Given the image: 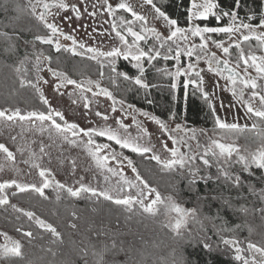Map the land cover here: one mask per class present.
Instances as JSON below:
<instances>
[{"label":"snow or ice","instance_id":"obj_1","mask_svg":"<svg viewBox=\"0 0 264 264\" xmlns=\"http://www.w3.org/2000/svg\"><path fill=\"white\" fill-rule=\"evenodd\" d=\"M144 5L150 6L152 21L156 23L150 22L148 16L138 11L130 0H115V3L110 0H27L25 5L15 4L13 11L17 15L13 20L18 21L21 14H24L32 17L36 23L18 31L13 28L12 33L0 30V64L11 70L16 77L15 84L18 85L6 95L5 106H0V132L19 129L16 135L9 136L16 145L15 151L6 143L0 142V172H20L19 162H22L29 166V172L23 174L30 175L35 170L39 179L36 182H23L16 178L0 181V208L5 211L11 209L17 214V220L21 219V215L26 217L49 234L50 243L56 245L63 243V234L58 228L37 216L34 211L11 203L10 195L15 197L18 193L31 192L47 200L45 190L52 189L56 193L57 203L61 201L62 193L71 198L93 202L103 200L119 207L126 214V221L137 214L156 216L160 211L159 206H163L164 214L170 217L164 226L171 228L180 239L203 243L211 251L212 244L208 242L210 237L207 236L210 227L220 237L222 244L234 246L235 259L241 264H264V246L247 242L245 249L240 246L237 238L224 237V233L244 227H248L250 234L254 229L247 221L230 227L229 221L222 214L223 209L227 208L233 214H242L245 217L258 215L264 223V187L257 189L251 179L245 180L241 175L247 173L249 177H255L264 184V54H257L258 50L264 53V15H261L258 24H254L251 21L256 20L255 14L247 16L248 22H245L240 19L237 11H225L219 0H191L187 16L190 24L180 26L177 19L158 6L157 0H143L140 7ZM240 6V0H235V7ZM63 13L67 15L62 17ZM126 14H130V18ZM104 15L112 17L111 20H104L109 25L108 28L89 25L91 32H84L90 40L99 38V44H89L83 38H78L73 34L77 31L75 28L65 31L59 19L62 17L70 23L84 18L100 21ZM209 18L220 23L209 26L197 22L207 21ZM225 18L227 23H224ZM160 22L162 27L157 26ZM8 26L11 25H6ZM80 27L84 28V25L81 24ZM23 32L32 33V39H25L20 34ZM214 34L217 38H214ZM61 38L70 41V44H62ZM193 38H199V43L194 42ZM253 40L256 42L255 46L251 43ZM37 43L49 46L48 54H45L43 48L37 49ZM210 45L221 54L212 51ZM22 46L25 50L21 55ZM65 54L95 62L99 78H73L59 67ZM183 56L188 58L186 64L182 61ZM120 58L131 63L136 70L135 75L118 69L117 61ZM159 60L175 61V72H170L167 68H156L157 72L176 80L175 83H170V89L188 88L192 85L193 95L199 94L208 104L214 122L211 130L213 135H208L207 129L191 128L185 123L176 122L173 127L170 121L178 119L175 112L170 113L168 120H164L126 103L123 98H117L111 90L114 88L119 91L124 82L143 89L145 93L152 87H158L148 82L145 73L149 67H155L153 62ZM201 61L207 64L209 72L225 81L220 86L221 89L230 92L235 97V102L244 107L247 116L255 119L251 128L247 124L228 122L217 112L216 103L213 102L216 93L205 89L204 76L201 75L203 69L199 68ZM251 69H254L255 75ZM44 72L50 75L51 81L42 75ZM181 77H187V80L181 81ZM103 80H107L111 88L102 86ZM49 83L59 95H67L72 105L100 117L98 126L81 127L76 122H69L64 112L54 107L45 95L42 85ZM69 86L71 91H65ZM21 89L31 90L42 110L37 108L22 111L18 106L11 105L9 101ZM126 90L130 91L131 88ZM100 97L110 102L105 110L97 108L101 104ZM148 103L152 101L149 100ZM233 106L228 105L229 108ZM220 107H225L222 101ZM118 111L132 116L136 126L135 135L129 132L130 125L123 118L112 115ZM137 116L154 122L158 126L156 131L150 132L145 127V121L138 120ZM110 119L113 123H108ZM217 132L220 133V139L216 138ZM157 133L166 139L159 140ZM245 133L259 141L255 149L235 143V139ZM45 136L47 142L43 139ZM97 137H104L121 149H128L141 157L150 154L149 159L155 161L161 171L175 172L181 178L187 179L190 187H194L197 181H204L205 184L219 182L228 186L229 190H234L235 195L217 192L215 195L201 196L198 198L200 203L197 208H184L173 196L163 198L155 188L149 187L133 159L118 152L110 143H97ZM201 139L205 140L204 144ZM169 141L175 147H171ZM193 141L195 145L191 143ZM67 148H81L85 151L88 163L84 166V171L102 175L103 186L94 182L95 176L91 182L80 176L75 185L62 183L55 178L50 166L53 160L58 166H62L65 160L70 161L71 173L76 175L78 157L53 156V149L62 153ZM182 148L187 151H182ZM18 156L21 157L19 162ZM113 162L116 166H113ZM125 164L135 173L134 177L129 178L126 175ZM213 168L215 173L212 172ZM255 170H261L259 176ZM113 178L116 179L113 181ZM245 187L257 198L260 206H248L243 191ZM153 195L155 198L150 199ZM208 199L221 203V208L216 210L215 215L203 212V202ZM71 215L76 218L75 212ZM190 221L198 225V228L194 233L185 236ZM70 227L76 229L77 224L72 223ZM23 234L25 238H34L32 231H25ZM96 234L104 239L99 243L89 241L77 249L84 264H149V258L153 254L147 249H137L131 243L126 245L125 241L119 239L122 235L119 231L101 226L96 229ZM23 247L20 241L0 245V260L7 261L17 257L24 259ZM47 250L53 256L56 255L52 248ZM245 251L251 255H244ZM121 256L124 257L123 260L119 259ZM169 256L170 259L163 264H187L183 253L177 254L176 249H172ZM63 264L72 262L66 260Z\"/></svg>","mask_w":264,"mask_h":264},{"label":"trees","instance_id":"obj_2","mask_svg":"<svg viewBox=\"0 0 264 264\" xmlns=\"http://www.w3.org/2000/svg\"><path fill=\"white\" fill-rule=\"evenodd\" d=\"M16 3L25 5L23 0H0V30L9 33L13 32V28L17 31L20 28L31 27L36 22L28 16L21 14L18 21L12 18L17 15L13 8ZM158 6L162 7L172 18L178 20L180 26H188L187 16L190 8L191 0H157ZM220 6L225 10L237 11L240 19L248 22L246 17L252 14L256 15V20L251 21L258 24L261 15L264 12V0H240V7H235V0H219ZM7 8V11H5ZM202 25L216 26L218 23L214 18L207 21H200ZM224 23H227L225 18ZM6 25H11L6 27ZM25 39H32V33H20ZM214 37L215 34H214ZM255 46V41L251 42ZM49 50V46L40 45ZM21 55L23 48H20ZM54 52V49H52ZM48 53V52H47ZM257 54H262L259 50ZM11 62V61H9ZM155 67H149L145 73L149 83L156 84L158 87H152L145 93L143 89L137 86L128 85L126 82L121 84V89L117 91L111 88L107 80L102 81V85L111 88L117 98H123L126 103L133 104L136 108L150 112L159 116L164 120L169 119V115L175 112L177 121L186 122L191 128H204L212 130L214 127L213 119L210 115L208 104L200 98L199 94L193 95L191 86L188 90L183 87L170 89V83H174V79L168 75H164L156 71V68H167L169 71L174 68V61L159 60L153 62ZM59 67L68 72L75 79L91 78L96 80L99 78L98 66L95 62L81 59L80 57H72L65 54L63 62ZM147 67V65H146ZM118 69L126 71L129 75H135L136 70L131 63L120 59ZM16 77L11 70L0 64V106H5V97L11 89L18 85L15 84ZM181 81H184L181 79ZM131 88L130 91L126 90ZM151 100L152 103H148ZM9 103L18 106L22 110H33L41 108L40 102L29 89L19 90V94L13 97ZM42 110V108H41ZM264 126V125H262ZM219 133V132H217ZM241 144L255 149L259 143L251 134H241L237 139ZM149 155L141 157L134 155L133 160L138 168L142 178L146 180L151 187H156L160 192L174 195L180 203L190 208H197L198 198L201 196L215 195L217 192H224L226 195H235L234 190H229L228 186L219 182H209L205 184L203 181L196 183L194 187H190L188 180L180 178L175 172L161 171V167L156 162L150 160ZM261 170H255L256 175H260ZM147 172V173H146ZM245 180L251 179L257 189L264 187L255 177H249L247 173H243ZM14 190V189H13ZM9 190V191H13ZM247 197L248 206H260L259 201L251 195L247 188L243 189ZM55 194L50 193L48 199L45 200L35 193H18L15 197L9 196L11 203L25 210H31L42 219L52 223L63 234V243L53 245L50 243L51 237L43 229L28 221L26 217L21 215V219L17 220L16 213L11 209L5 211L0 208V230L11 236L17 241L22 242L25 247L24 259L12 258L1 264H63L64 261L70 260L72 264H84L79 257L77 249L83 247L91 241L99 243L103 237H97L96 229L106 226L113 231H119L122 235L119 239L125 241V244H133L137 249H147L153 255L149 258V264H163L165 260L170 259L169 254L172 249L177 250V254L183 253L187 264H241L235 259V256L220 242V237L209 227L207 236L210 237L209 243L212 244V250L205 248L203 243H192L180 239L168 227L155 221L137 214L131 220H125V213L117 206L110 202L101 200L93 202L87 199H68L63 198L60 202H56ZM239 203V202H238ZM221 208L220 201L208 199L203 202V212L209 215H215L216 210ZM95 209V210H94ZM76 213L74 218L71 213ZM222 214L229 221V226L236 224H247L254 231L250 234L248 227H244L234 232L224 233L226 239L237 238L240 241L252 240V236L262 235L264 238V223L261 222L259 216H243L242 214H233L229 209L224 208ZM72 223L77 224V228L70 227ZM18 229H20L18 231ZM32 231L34 238H25L24 232ZM188 234H185L187 236ZM159 247H156V246ZM52 248L55 256L47 249ZM119 259L123 260L121 256Z\"/></svg>","mask_w":264,"mask_h":264},{"label":"rangeland","instance_id":"obj_3","mask_svg":"<svg viewBox=\"0 0 264 264\" xmlns=\"http://www.w3.org/2000/svg\"><path fill=\"white\" fill-rule=\"evenodd\" d=\"M23 2L26 4L27 0H23ZM110 2L115 3V0H110ZM130 2L133 4L134 7L137 8L138 11H141L143 14H146L148 16L150 22L156 23L155 21H152V13L150 11V6L144 5L142 8L140 7V5L143 4V0H130ZM64 15H67V13H63L62 17ZM126 15L130 18V14H126ZM263 15H264V12H263ZM62 17L59 19H60L62 26L64 27V30L69 31L72 28L77 29V31L73 34L76 35L78 38H83V40L89 44H99L100 43L99 38H97L96 40H90L87 36L84 35L85 30H87L88 32H91V27H89V25H91L93 27H101L102 26L103 28H108L109 25L107 23H104V20H111L112 19V17L104 15L103 19L100 21H97L96 19L84 18L80 21H73L70 23L66 20H63ZM197 22L200 23V21H197ZM81 24L84 25V28L80 27ZM189 24H190V22H189ZM157 26L162 27V22L158 23ZM214 38H217V37H214ZM193 40H194V42L199 43V38H193ZM60 42L62 44H65V45L70 44V41H66L63 38L60 39ZM22 48L24 51L25 49L23 46H22ZM41 48H43V47H41L40 44L37 43V49H41ZM210 48L212 51H216L218 55L221 54L217 49H215L214 46L210 45ZM43 49L45 50V54H48L47 49L46 48H43ZM28 50L29 51L31 50L30 47ZM262 54H264V53H262ZM120 59H122V58H120ZM120 59L117 61V66H118ZM182 61H184L186 64L188 62V58L186 56H183ZM174 64H175V61H174ZM175 68H176V64L174 65L173 70H171L170 72H175ZM199 68L203 69V72L201 73V75L204 76L205 89L208 91L216 93V97H215V100L213 102L216 103L217 112L219 114H221L223 117H225L228 122L235 121V122H238L242 125L247 124L248 127L251 128L252 124L255 122V119L249 118L247 116L244 107H242L241 105H239L235 102V97H233L230 92L221 89L220 86L223 85L225 83V81L216 77V75L214 73L209 72L207 69V64L204 61L200 62ZM250 71L252 72L253 75H255L254 69H251ZM42 75H44L46 78H48L51 81L52 78L50 77V75L47 72L42 73ZM181 79H183L185 81V80H187V77H181L180 80ZM175 82H176V80L174 79V83ZM191 86L192 85H189V87L185 88V89L188 90ZM42 87L45 90V95H47L49 97L51 104L54 107L62 110L65 114L66 119L69 122H76L81 127L98 126V122H100V117H95L88 110H85L82 107L72 105L71 99L67 95L61 96L57 92H55L53 90V85L51 83H49L48 85H42ZM65 91H71V86H69V88L66 89ZM99 99L101 100V104L97 105V108L99 110L107 109L108 104L110 102L107 101L106 98H104V97H100ZM221 101L225 105V107H223V108L220 107ZM229 104H232L234 106L229 108L228 107ZM117 107H119V106H117ZM22 111H24V110H22ZM112 115L123 118L124 122L126 124L130 125L129 132H131L133 135L136 134V126H135V123L133 121L132 116L125 115L119 111L115 114H112ZM137 119L141 120V121H145V127H147L150 132H155L156 129L158 128V126L155 125L154 122L148 121V120H146V118H144L142 116H137ZM108 123H113V121L110 119L108 121ZM175 123L176 122H174V121H170V124L173 127L175 126ZM180 123L186 124V122L184 120ZM196 129H201V128H196ZM17 132H19V129L12 130L11 132H9L8 130H3L2 132H0V142L6 143L13 151H15L16 145L11 142V140L9 139V136L10 135H16ZM28 135L31 136V134H28ZM208 135H213L211 130H209ZM157 136L159 137V140H165L166 139V137L159 136V133H157ZM216 138L220 139V133H216ZM43 139L45 140V142H47L46 136L43 137ZM233 139H235V138L233 137ZM96 140H97V143H110V144H112V146L118 152H123L124 155L129 156L131 159H133L134 155H138L136 153H132L128 149H121L118 145H115L114 142H109L104 137H97ZM154 142H156V141L154 140ZM222 142H231V141L230 140H222ZM191 143H193V145H195L194 141ZM201 143L204 144L205 140L201 139ZM235 143L237 145H240V146H245V145L241 144L237 139H235ZM169 144L171 147H175V145H171L170 141H169ZM181 150L187 151L186 148H182ZM57 155H60L62 157H69V156L70 157H78V165H79L77 168V171H76V175L74 176L71 173L70 161L65 160V163L62 166H58L56 161L53 160V162L50 166L52 167V169L55 173V178L57 180H60L62 183H68V184L75 185L76 179L80 176H84L85 179L87 181H90V182L93 181V176H95L94 182H98L101 186H103L104 181H103L102 175H100L99 173L93 172V171H89V172L84 171V166L88 163V157H87L84 150H82L81 148H67L66 151H64L62 153H58L55 149H53V156H57ZM148 155L150 156V154H148ZM20 160H21V157L18 156V162ZM45 160L47 161V158H45ZM198 163H200V162L198 161ZM113 166H116L115 162H113ZM19 169H20V172H12V171H8V170H6L5 172H0V181H3L5 179L16 178V179L21 180L23 182H36L39 179L35 170H32L30 175H24L23 173L29 172V166L22 163V162H19ZM124 171L129 178H132L135 176V173H133L130 168H127L126 164L124 166ZM212 172L215 173L214 168L212 169ZM241 175H243V173H241ZM115 179L116 178H113V181ZM182 179H184V178H182ZM184 180H187V179H184ZM198 182H201V181H198ZM149 187H151V186H149ZM151 188H155L158 192H160V190L156 187H151ZM45 191H46L47 196H49L50 193H54L56 195V193L52 189H46ZM133 191H135V190H133ZM160 194L163 198L170 196L169 194H165L164 192H160ZM61 195L63 198L77 199V198L68 197L66 193H62ZM171 196H173L174 199L182 207L187 208V209H191L190 207L185 206V204L180 203L178 198H176L174 195H171ZM154 198H155L154 195L150 197V199H154ZM159 207H160V211L158 212V214L156 216H150L148 214H141V215L155 221L156 223L165 225L168 222V220L170 219V217H168L164 214L163 206H159ZM172 215L175 216V213H173ZM197 228H198V225H196L195 223L190 221L187 225V229L185 230V234L194 233ZM169 229L172 230L171 228H169ZM12 241H17V240L12 238L8 234L5 235V232L0 230V245H5V244L10 245ZM247 242H253V243H256L257 245L264 246V238L262 237V235L252 236V240L250 239V241L249 240L240 241V246L244 247L246 249L247 248ZM225 247H228L229 248L228 250H230L231 253L235 256L234 246H225ZM23 252H25V247H23ZM244 255L250 256L251 253L245 251ZM0 264H1V262H0Z\"/></svg>","mask_w":264,"mask_h":264}]
</instances>
